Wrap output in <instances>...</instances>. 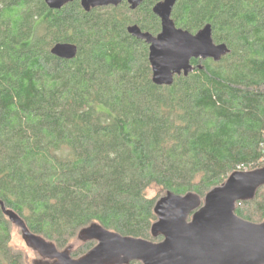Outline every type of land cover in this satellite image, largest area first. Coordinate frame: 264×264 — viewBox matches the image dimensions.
Wrapping results in <instances>:
<instances>
[{"label":"trees","instance_id":"1","mask_svg":"<svg viewBox=\"0 0 264 264\" xmlns=\"http://www.w3.org/2000/svg\"><path fill=\"white\" fill-rule=\"evenodd\" d=\"M159 1L84 11L80 0H0V200L59 250L95 222L160 241L151 227L167 191L203 200L231 173L264 165V0H177L176 26L211 24L229 53L193 59L170 86L153 83L148 45L127 32L158 34ZM58 42L76 56H54ZM235 213L262 222L264 186ZM14 227L0 208V264H29Z\"/></svg>","mask_w":264,"mask_h":264},{"label":"water","instance_id":"2","mask_svg":"<svg viewBox=\"0 0 264 264\" xmlns=\"http://www.w3.org/2000/svg\"><path fill=\"white\" fill-rule=\"evenodd\" d=\"M71 0H45L51 9H60ZM123 0H80L84 11L105 6H118ZM143 0H127L136 9ZM177 0H161L152 8L160 19L161 29L156 35L143 31L138 25L127 32L148 45V60L152 81L170 86L175 76H187L193 71L192 60L219 61L229 53L225 43L212 38L211 24L196 33L177 27L171 14ZM51 53L62 59L76 56L73 43L58 42ZM199 69L201 65L197 66ZM264 186V165L250 171H235L220 186L212 188L203 200L194 192L177 194L167 191L154 207L157 220L151 227L152 241L122 235L91 223L81 229V241L96 244L79 258L71 256V247L59 250L54 243L32 233L24 220L0 200V208L9 221L21 232L25 243L48 264H264V220L254 223L239 217L236 204L254 198Z\"/></svg>","mask_w":264,"mask_h":264},{"label":"rangeland","instance_id":"3","mask_svg":"<svg viewBox=\"0 0 264 264\" xmlns=\"http://www.w3.org/2000/svg\"><path fill=\"white\" fill-rule=\"evenodd\" d=\"M159 194L160 192L157 187H151L147 190V195L149 197H157ZM81 242L82 241L78 237H74L73 239H71L69 247L78 248V250L81 249V251H83L84 246L81 245ZM94 242H95L94 243L95 245L96 241ZM11 243L13 246L20 248L25 252V255H26V258L29 264H48L49 263L48 260L40 257L33 248H31L25 243L21 235V232L16 227H14L12 231Z\"/></svg>","mask_w":264,"mask_h":264}]
</instances>
